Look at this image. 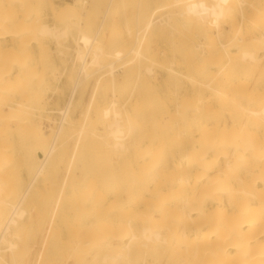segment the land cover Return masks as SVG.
<instances>
[{"label":"bare ground","instance_id":"obj_1","mask_svg":"<svg viewBox=\"0 0 264 264\" xmlns=\"http://www.w3.org/2000/svg\"><path fill=\"white\" fill-rule=\"evenodd\" d=\"M2 1L0 0V2ZM16 1L17 3H21V12L23 13L21 14L23 17L21 19H16L17 16H12L14 14L16 15V12L13 14L10 12L11 14H9L8 12L12 6L7 8V11L0 7V35L5 33L7 36L12 37L18 42L17 50L19 52L21 51V56H19L20 58L23 57L22 54L29 53V47L32 45H29L30 42H37V44H39V41L37 40L40 38H54L58 43L56 53H58L59 56L64 55V50L62 48L63 45L61 42L68 39V37L73 34L71 27H74L75 25H77L78 28L79 26L83 27L84 30L86 28V33H88L87 31L89 28H94V32L91 34L92 36L90 35V40H87L89 43H86L87 46L85 49L80 46L81 43L78 44L76 48H73L70 57H74L77 62L75 71L76 76L74 82L71 80L73 84L67 89L63 98L64 101L58 107H44L45 105L43 103V99L41 98L42 95L40 96L39 92H37L39 89L36 91V88L33 86V83L36 81H38L37 83H39V87L42 83H44V79L41 76H39L41 77L39 78L37 73H32V67L35 69V65L30 66L31 68L29 69V66H26L27 62H22L23 60H16V58L14 59L15 55H13V59L16 60V62L13 60L8 62L6 57H3V60L0 58L3 64L6 63L4 61H7V64L10 63L11 65L16 63L18 66L17 61H19V63L22 62L19 64V70L17 73L12 72L10 69H2L3 64L0 66V264L3 263L6 257H4V255H6L4 252L9 251L14 257L18 253L23 224L27 219L30 221L32 218V211L29 210L30 208L27 209L25 207V202L28 199L30 192L32 193V188L38 178L41 176L44 177L48 174L47 172H49V169L56 164L59 160L58 158H60L61 155L63 156L64 152L67 153L66 149H69L68 142L70 140L74 138V143H71L73 145L72 148L78 147L80 143H83L84 145V142H88L87 146H90L91 149L94 148L98 140L101 147L102 144H104L103 146L107 149L118 152L120 157H122L121 155H125V152L130 151L133 145L137 146L136 135L141 132V127L138 126V122L136 120V117L138 116H136V109L133 111L134 114L129 113V98L121 103L117 97H113L110 100V104L108 103L104 106H101L97 99L94 101L89 100L85 106L83 105V108H80L81 110L79 109L80 112L78 115L73 113H75L74 110H78L76 108L79 106L76 107V105L82 99L83 93H85L81 91V87L91 76L95 79V74H100L102 70L105 71L110 69V73L107 72V75L109 76L107 78H109V80L105 81H110V83L115 84L118 82L117 78L119 76L117 77V75H122L120 72L124 71L123 69H129V66L127 65L128 63H126L128 61L126 59L130 58L131 60V56L134 54H136L135 59H137L138 62H141L142 59H147V56L144 55L145 52L144 54L141 53L144 43L142 42V46L139 44L141 43L140 41H142L139 35L141 33L139 29L140 33L137 31L135 43L140 46L139 50L141 51L137 49L136 45V47L134 46L129 50V56L123 55L124 62L126 61L125 63L127 65L126 67L122 65L123 69L122 67L118 69L116 68L118 66L116 64H120L122 60L120 56L119 59L114 58L109 60L110 62L107 60V63H104L107 58H105L106 51L104 50V47H106L105 45L108 43H104V45L103 41L106 36L100 37V35L105 24H107L106 21L111 8L113 9L114 7L112 5L113 2H116L114 0H109L107 8L105 9L97 27L94 26L95 23L91 24V13L87 7L88 1L90 0L66 2L60 7L55 6L56 4H54L52 0H15V2ZM166 1H171L168 4L169 6L170 3L172 4L173 2L172 5L174 6V9L171 5L172 10H170L171 8L169 10L172 12L170 13L169 11V13H167L169 19L165 17V15V18L159 19L158 24L160 27H162L161 25H170L169 20L174 16H183L190 19L189 22L188 20H185L189 24L193 18V21L194 19L196 21L194 26H197L198 24L197 27L200 29L204 41L195 43L192 40L194 38L192 35L191 37L189 34H184L187 39L184 41V46L188 56V73H182V76L186 80L191 81L194 84V87L199 91L204 88L209 89L211 98L205 101L206 98L198 97V103H194L190 106H188L189 104H187L186 101L182 100L178 103L176 112L172 114V118L175 116V120H172V122L169 121V123L167 117L164 116L161 118L163 119L162 123H169V130L171 131L179 125L178 123H180V121L177 122L179 119L184 122L191 116L199 117L197 116L198 112L202 111L199 110V108L202 107L205 109V111L203 110L205 116L208 115L209 117L214 113V111H217L210 107V105L212 103L214 105V103L217 102L220 106L218 109H220L221 112L225 111L232 119L233 124H231L232 127H229L227 124L222 128L220 127V124V126L209 127L208 125H203L202 118V122L200 121L201 124H198L199 126L197 125V127H199L197 130L199 131V137L195 143V153H192V155L185 154L183 156L188 158V164L184 167L185 169H181L180 172L176 171L179 173H177V175H175V171V174L172 176L170 175L172 173L168 174L171 178H168L169 182L164 185V189L167 191V195L165 196L172 197V200L169 201V199L168 201L171 203L177 199V202L178 200L179 202L177 203L175 201L176 204L171 208L164 207L166 208L165 211L162 210L163 208L160 210L152 207L151 212L146 215L148 219L145 218L147 221H144V223L139 222V220H141L140 218L139 220H132L134 218H131L126 221L125 225H123L124 223L121 225L120 222L118 227H116L114 224L109 225L107 223V226V224L104 223V226L103 224H100L97 230H94L96 232L88 231V235L91 233V237L95 235L93 233H96V235L93 237L94 240L90 241L87 239V241L89 240L87 243L88 246L81 251L82 263H80L83 264L91 257L93 258L91 261H98L102 264H155L156 262L162 261L159 256L163 254L166 249L172 250L176 245H180L185 253H183L181 258V264H264V204H261L262 211L260 215H254L253 205L250 202L244 203L243 201H237L241 194H245L246 197H256L260 200L264 198V0H228L227 2H224L223 0ZM15 2L12 1V4ZM47 3L52 9L51 13L54 20L52 24L48 23V20H45V18H42L41 16H34L36 11L39 9V6ZM116 10L118 11V9ZM116 10L114 12H116ZM224 11L229 13L232 17L239 14L240 19L237 20V18H234L228 31H224L221 28L212 30L213 26L211 21L213 20L214 22L216 21L217 23H220L222 21ZM75 16L77 18H73ZM183 24L184 26L189 25L186 23ZM90 26L94 27L91 28ZM114 26L116 27V25ZM170 26L173 28V25ZM79 29L76 30L79 32L81 31ZM116 31H118V29ZM118 32L121 33L120 30ZM116 33L115 31H112L109 34V38H107L111 45H115V41H119L118 43L122 42L121 40H117L120 35ZM192 34L196 35L198 33ZM88 35L85 36L87 37ZM1 38L3 37H0V40ZM83 40L85 41L86 38ZM191 41L195 44L190 45ZM191 46H194L196 51L199 50V52H195V49ZM115 48L118 49L117 46H115ZM2 49L0 48V50ZM2 51L0 52L2 53ZM13 52L11 51V55ZM1 53L0 55L4 54ZM14 53H17V51ZM43 53L45 54L46 52L43 50ZM222 53L227 56V61L224 64L221 61V55H223ZM191 54H194L195 56L191 57ZM63 57L64 56H62V58ZM102 57L105 59L104 62H101V59L103 60ZM10 58H12V56ZM46 58L43 57L45 60L49 59ZM93 59L98 61L100 66L98 69L94 71L90 70L89 72L88 64H93L91 63ZM132 59V63L137 62L134 57ZM45 63H47V61ZM45 63L43 65H45ZM7 64H5V66ZM132 65H130V67ZM6 68L9 67L6 66ZM192 69L195 71V75L192 74L193 72H190ZM240 69L245 71L243 73L244 77L241 79L243 82L237 78L240 75L237 70ZM145 71L147 73H152V67L148 66ZM246 72L253 73L252 78H250L248 82L253 79L254 87L247 85L248 78L246 75L248 74ZM42 74L43 73H41V75ZM101 76H104V74L101 73ZM100 78V82L98 81L97 87L99 83L103 82V79L101 81ZM239 86H244V88H237ZM213 99L216 100V102H213ZM82 104L83 103L81 102L79 105ZM136 107L137 105L135 108ZM139 111H141V109ZM238 117L243 120L241 122L240 130H237L238 132L236 131L239 133V136L233 134V136H223L224 132H233V128L235 129V119ZM45 118L56 123L55 126L51 128L53 131L51 141L49 140V135L45 133L43 128V120ZM172 118L169 117V119ZM176 118L179 119L177 120ZM226 118H228V116ZM156 122L158 124L155 128L153 127V129L159 132L158 129L160 122H158V120H156ZM173 123L176 124V126L174 125L173 127ZM249 123L254 124L255 126L252 127H255L257 130L255 131L252 127H248L247 124ZM155 124L152 123L151 125L153 126ZM228 128L229 130L232 128V131H228ZM180 130L181 129L179 128L177 133H186L185 130L182 132ZM233 133H235V130ZM249 134L256 135L257 137H251ZM10 135H15L18 139L23 140V153L19 161H22L25 167L34 166V169L36 168L28 186L25 188L23 193L21 192L22 194L18 198L15 195L11 181L15 176V171L21 164L18 163L19 161L13 154V144L9 138ZM130 141L132 142L131 145L129 144ZM165 143L166 142H164V145ZM152 145L156 144L152 143ZM162 146L163 144H161V146L159 145V147ZM80 147L82 146L80 145ZM153 147L155 149V146ZM151 148L152 147H148L149 151ZM155 156L157 155L155 154ZM120 157L117 158L120 159ZM152 157L147 153L144 157L145 162L148 163L150 160L152 161ZM79 159L81 160V158ZM153 161L151 163H153ZM156 163L152 165L155 166ZM74 165H72L73 168ZM76 169L78 168L76 167ZM150 169L151 171L152 169L154 171V168L151 167ZM107 171L108 170H106V172ZM129 171L130 170H128V172ZM74 172L76 173L75 169ZM74 172L72 171L73 174H75ZM155 172L154 176H156L155 174L157 173ZM151 173L152 175L148 177L149 174H147V177L152 181L155 177H153V172ZM115 177H117V175H115ZM151 177L153 179H151ZM130 178L129 181H133L130 180ZM235 183L242 184L243 186L236 188L234 187L236 186ZM133 184L135 185V182ZM180 185L191 186L192 191H188L190 194L182 195V192L181 195H177L176 190L179 189L177 187ZM139 187L140 185L137 186V188ZM158 187L156 186V188ZM208 187H216V191H218L221 195L218 200L213 196H206L209 193H203L202 190ZM160 189L161 188H158L159 192H163ZM153 190H150L148 187V190L143 193V196L151 197V199H157L161 193L158 194V190ZM126 191L129 193L128 195L131 194L130 191ZM209 199H211L210 202H207ZM166 210H169L170 212V220L165 218ZM157 215H160L161 218H165L169 221L167 224H164L162 228L155 226L157 223V219L155 220V217ZM212 215L217 217L218 222L216 226H212L209 221H207L206 217ZM109 226H112V231L107 230L109 229ZM123 229H126V232H123ZM86 235H84V237ZM146 248L148 249L147 253L150 251L152 254V259L151 261H146L145 257L141 262L139 261L140 259L138 255L142 252L141 250H146ZM159 249L161 251H159ZM150 253L148 254L150 255ZM76 255L78 256V254Z\"/></svg>","mask_w":264,"mask_h":264},{"label":"rangeland","instance_id":"obj_2","mask_svg":"<svg viewBox=\"0 0 264 264\" xmlns=\"http://www.w3.org/2000/svg\"><path fill=\"white\" fill-rule=\"evenodd\" d=\"M12 1L15 2V0H10V1L3 0L2 2H0V7L6 10L7 8H10L12 6L10 10L8 9L9 10L8 13L11 14L10 12H12L13 14L16 12L17 14L16 15L14 14L12 16L14 17L17 16L16 19H19V18L21 19L23 17L22 15L23 13L21 12V3H17L16 1L15 3L12 4ZM52 1L54 2V4H56L55 6L57 7L62 6L66 2H77V0H52ZM91 1H93L94 3ZM114 1H116V2H113L112 4L114 6L113 7L114 10L111 8L110 14L106 21L107 24H105L104 29L100 35V37L106 36L104 38L103 44L108 43L107 45L104 44L106 46L104 47V50L106 51L105 58L106 57L107 58L105 60L103 56L102 57L103 60L101 58L100 59H101V62L102 61L104 62L105 60L104 63H107V60L109 61L114 58L119 59V56H120L122 60L120 64L119 63L116 64L118 65L116 68L118 69V68H121L122 65L124 67L128 65L129 69H123L122 67V69L126 71L120 72L122 73V75L121 74L117 75V77L119 76L117 78L118 82H116L115 84L110 83V81H108L109 83L106 82L107 80H109V78H107L109 77L107 75V72L110 73V69H107L105 71L102 70L103 72L101 71L100 74L98 73L99 76L103 78H100L98 74L94 75L95 79L93 76H91L89 80L85 84H83L81 87L82 89L81 91L85 93H83L82 99L76 105V107L79 106L78 108H76L78 110H74L75 113L73 114L78 115V113L81 110L80 108H83L85 104L89 102V100L94 101L97 99L99 104L101 106H104L108 103L110 104V100L113 97H117L119 102L121 103L124 102L127 98H129V101H128L129 113L134 114L133 111L134 109H136L135 110L136 116L138 115L136 117V120L138 122V126L141 127L140 128L141 132L137 133L140 136L136 135L137 146L133 145L130 151L125 152V155H121L122 157H120L118 152L113 151L111 149H107L106 147L103 146L104 144H102V147H101V144L98 140L96 142L98 145L94 142L96 144L93 148L94 150L91 149L90 146L89 147L87 146L88 142H84V145L83 143L82 144L80 143L82 147H80L79 145L78 147L72 148L73 146L72 144L74 143V138L72 140H70L71 139L70 138L69 139L70 141L68 142L69 149L68 148L66 149L67 153L64 152V155L60 156V158L62 159L58 158L59 160L56 162L54 166H52L51 169H49V172H47L48 174L44 176L45 178L41 176L35 182L32 188V193L30 192L28 199H27L28 201L26 200L25 202L26 204L25 207L27 209L30 208L29 210L32 211L31 213L32 218L30 221L27 219L26 222L23 224V229L21 231V241L19 240L20 241L19 251L15 257L12 256L9 251L4 252V254H6L4 255V257L5 256L6 257L2 264H75V263L81 264L82 263L81 261L82 252L81 251L84 248H87L88 246L87 243L89 242V240L90 241L94 240L93 237L96 235V233H93L95 235L91 237V233L90 235L88 234L90 231L96 232L94 230H97L100 224H103L104 226L105 225L104 223L106 224L108 223L109 225L114 224L116 225V227H118L120 222H121L120 223L121 225L123 223H124L123 225H125L126 221L130 220L131 218H134L132 220H136V219L139 220L140 218L141 220H139V222L144 223V221L145 222L147 221L145 219L147 218L146 215L151 212L152 207L158 208L160 210L163 208L162 210L165 211L166 208L164 207L171 208L172 206L176 204L177 199H175L174 201L170 203L169 201L172 200V197L165 196L167 195L166 194L167 191H165L164 185L165 183L169 182L168 178H171L173 174L176 173L175 175H177V173L180 172L181 169L182 170L185 169L184 167L188 164V158H185L183 156L185 154L192 155V153L193 154L195 153L194 151L195 145H196L195 143H196L197 138L199 137V131H197L199 127H197V125L201 124L202 118H203V122H202L203 125H208L209 127L221 125L220 127L222 128L226 124L229 125V127H232L231 124H233V122L230 116L226 114L225 111L221 112V110L218 109L220 106L218 105L216 100L213 99L214 100L213 102H216V103H214V105L212 103L210 107H212L214 110H217V111L215 112L213 110L214 113L212 112L213 113L212 115H210L209 117L208 115L205 116V113L203 112V110L205 111L204 107L199 108V110H202L198 112L197 116L199 117L191 116L189 117L188 120L184 122L180 120L179 118H176L177 120L179 119L177 122L180 121V123H178L179 125L175 121L178 126H176V124L174 123L172 125L173 127L174 125L176 126L175 127L176 130L175 128H173L171 131L169 130L170 128L169 121L172 122V120H175V116L174 118H172L173 117L172 114L176 112V109H177L176 107L179 102L184 100L187 102V104H189L188 106H190V105H193L194 103H198V100H197L198 97L206 98L205 101L211 98V93L209 89L204 88L203 90L199 91L197 90V88L194 87V84L191 81L186 80L182 76V73H188V68H187L188 56H187V53L185 51L186 49L184 46V41L187 39L184 34H189V36L192 35L194 37L192 40L195 43H198V42L204 41L201 31L197 27L198 24L197 26H194V23H196L195 19L193 21V18H192V21L190 22L191 23L193 22V23L189 24L188 22L190 19L185 18L183 16H179V17L174 16L170 18L169 20L170 23L169 22L168 23L170 25H173V28H171V26L168 24L164 26L161 25L162 27H160V25L158 24L159 19L165 18V17L168 18L167 13H169V11L172 10L173 2L172 4L170 3V6L172 5L171 7L168 5L169 2L171 1L169 2L166 0H114ZM223 1L227 2L228 0H223ZM108 2L109 0H90L88 1L87 7L91 13V24L95 23L94 26L96 27L98 26V24L100 23V19L104 14L105 9L107 8ZM8 3L9 4L11 3V4L9 5ZM116 9H118V11ZM173 9H174V6H173ZM115 10L116 12H114ZM51 12H52L51 6L48 3L42 4L41 6H39V9L36 11L34 16H41L42 18H45V20H48V23L52 24L54 20L52 18ZM137 12L140 14H138ZM171 12L172 11H170V13ZM73 18H77V17L75 16ZM234 18L235 19L237 18V20H239L240 19L239 14L235 15V17H232L230 16L229 13H226L224 11V15L220 23H217L216 21L214 22L213 20L211 21L212 26H213L212 30L221 28L224 31H228L229 27L232 25V20ZM185 20H188V22ZM111 22L113 23V25ZM183 23L189 24L190 26L189 25L184 26ZM114 25H116V27ZM79 28L77 25H75L74 27H71L73 34H71L68 37V39L64 41L61 40L62 41L61 43L63 45L62 48L64 50V55H60L61 57L59 56L58 53H56V50H57L56 48H58V43L55 41L54 38H40L37 40L39 41L38 42L39 44H37V42L36 43L30 42L29 45L31 44L32 45L31 47H29V50H28L29 53L27 52L28 54H25V53L22 54L23 57L20 58L19 56H21V51L19 52L17 50L18 42L15 41L12 37L7 36V34L5 33H3L4 35L3 34L0 35V37H3L0 40V46H1L0 48L1 49L3 48L2 49L3 51L2 50L0 51L4 53L2 54L0 52L2 54L0 55V58L3 60V57H6L8 60L7 59H4V60H7L8 62L10 60H13L14 62H16V60H19V61L23 60L22 62H27L26 66L28 65L29 69L31 68L30 66L35 65V69H33L32 67V73L34 74L37 73L38 77L41 76L44 79V83H42V85L40 86L42 88L38 86L39 85V83H37L38 81L33 83L34 84L33 86L34 88H36V91L39 89V91L37 92H39L40 96L42 95L41 98L43 99V103L45 105L44 107L48 106L49 108V107L60 106V104H62L64 101L63 98H64V95L67 89L74 82V79L76 76L75 71H76L77 62L74 57H73L74 59L70 57L72 54L73 48H76V46H78V44L81 43L80 46L85 49L87 46L86 43H89L87 40H90V37L92 36L91 34H93L94 32V28L93 29L89 28L91 31L88 29L87 31L89 33L88 35V33H86V28L85 30L83 27L79 26ZM197 28L199 29V31ZM76 29H79L81 31L78 32ZM117 29L118 31L120 30L122 34L116 31ZM112 31H115V33L117 32L116 34L120 35V36L117 35L119 38L117 40H121L122 41V42L120 41L121 43H118L119 41H115L116 42L115 45L114 44L111 45V43L108 42L107 38H109V34ZM137 31H139L138 33H140L139 35H140V38L142 39V41H140L141 43H139L140 46H142V42L144 43V46H143L144 49L141 47L142 48L141 53L144 54L145 52L144 55L147 56V59H144V60L142 59L141 62H138L137 59H135L136 54H134L133 56H131V60L129 57H126L129 59L125 58L128 61V62L125 61L126 63H128L126 65L123 58L126 55L129 56L130 55L129 50L132 49L134 46L136 47L137 44L135 43V37L137 35ZM192 33H198V34L193 35ZM84 34L88 36L86 37ZM82 37L83 39L86 38V40L84 41ZM80 38L82 41L80 40ZM76 39H77V42H76ZM191 42H190V45L195 44L194 42L192 43ZM115 46H117L118 49H116ZM140 46L137 45L138 50L140 49ZM65 47L66 48L68 47V48L66 49ZM191 47L195 49L194 46H191ZM109 48H112V49H109ZM10 50L12 52L15 50L14 52L17 51V53L13 52L11 55ZM43 50L44 52H46L45 54L47 55L43 53ZM197 51L199 52V50ZM197 51L195 49V52ZM42 54L45 56H43ZM222 54L224 56L221 55V57L223 58V59L221 58V61L224 64L227 61V58H226L227 56L224 53ZM13 55H15L14 59L16 58V60L13 59ZM191 55H192L191 57L195 56L194 54H191ZM11 56L12 58H10ZM62 56L64 57L62 58ZM43 57L45 58L47 57L49 59L46 58L47 60H45L43 59ZM133 57L137 61L136 63L131 62L133 61L132 59ZM2 60H0L1 62L0 66H2L3 64ZM7 61H4L6 62L5 64L8 63ZM19 61H17L18 66L16 63L15 64L13 63L11 65L9 63L6 65L9 68H6L5 64H3L2 69L3 68H5V70L10 69L12 72L17 73L19 70V64L22 63V62L19 63ZM46 61L47 63H45ZM129 61L131 62L130 65L133 64L131 67L129 65L130 63ZM42 62H44L45 65H43L44 63ZM91 63L93 64H90V65L88 64L89 72L90 70L94 71L98 69L100 66V63L98 64V61H95L94 59L91 61ZM148 66L152 67V73H147L145 71ZM237 71L240 74L237 78L238 80H241L244 77L243 73L245 71L242 69L237 70ZM190 72L191 73L193 72L192 74L195 75V71L193 69ZM41 73L43 74L41 75ZM101 73L104 74V76H101ZM246 73L248 74L246 75L248 78L247 79V82H248V80L252 78L253 73L251 72H246ZM70 75H71V78H70ZM98 77L100 78L101 81L103 79V82L99 83L97 87V83L99 81ZM93 79L94 81L96 80L97 82L96 81L94 82ZM71 80L73 82H71ZM250 81L249 82L252 84L248 82L247 85L254 87L253 79ZM241 82L243 81L241 80ZM237 88L239 89L244 88V86L243 87L239 86ZM44 100L47 102H45ZM81 102L83 104L79 105L81 104ZM136 105L137 107L135 108ZM140 109L141 111H139ZM164 116L167 117L169 123H162L163 119L161 118H163ZM227 116L228 118H226ZM169 117L172 119H169ZM156 120L160 122L159 129H158L159 132L153 129V127L155 128V126L158 124ZM43 121H44L43 122L44 131L45 133L49 135L50 137L49 140L51 141L52 136H53V131L51 130V128L55 126V123L51 120L50 121L47 120L46 118ZM242 121H243L242 118L240 117L236 118L235 124H234L235 126L233 125L235 127V129L233 128V132L235 130V133L224 132L223 136L224 135L226 136L236 135L237 136L239 134L237 132L240 130ZM196 122H199V123H196ZM152 123L154 124L156 123V124L152 126L151 125ZM247 126L252 127L255 125L249 123L247 124ZM179 128L181 129L180 130L181 132L185 130L186 133L185 134L177 133ZM252 128L255 131L257 130L255 127H252ZM230 130L232 131V128H230ZM230 130L228 128V131ZM249 135L251 137H257L256 135H252V134H249ZM9 138L11 139V142L13 144L12 145L13 147L12 150L14 151L13 154L15 158L19 161L23 153V147H22L23 140L18 139V137L15 135H10ZM18 140H20L21 142ZM16 141L18 142V144ZM164 142H166L165 145H164ZM152 143H155L156 145H152ZM129 144L131 145L132 142L130 141ZM161 144H163V146L159 147V145L161 146ZM153 146H155V149ZM148 147H152L150 151ZM146 148L148 149V151ZM147 153L151 157L153 155L155 156V154L157 155L155 156V158L157 157L156 159L154 158V156L152 157V161L154 160L153 163H151L152 162L151 160L148 163L145 162L144 157L145 155H147ZM95 157L98 159H96ZM117 157L118 158L120 157V159H118ZM79 158H81V160ZM107 161H109L110 163ZM154 162L156 163L155 165L156 167L152 165V164H155ZM18 163L21 165L19 168L17 167L18 169L15 171V176L11 181L17 198L21 196L25 188L28 186L29 181L32 179L34 172L36 170V168L34 169V166L25 167L22 161L21 162L19 161ZM73 163L76 165H74ZM71 164L74 165V168L72 167ZM66 167H69L71 169L66 168ZM76 167L78 169H76ZM151 167L154 168V171L153 169L151 171L150 169ZM155 168L157 171L155 170ZM74 169L76 170V173L74 172ZM169 169H172V170H169ZM71 170L75 174H73ZM106 170L108 171L106 172ZM128 170L130 171L128 172ZM149 170L153 172V177H155L154 179L155 181L154 180L151 181L150 178H148L152 175V173ZM154 172L156 173L155 174L156 176H154ZM147 174H149L148 177H147ZM168 174H170L171 176L169 177ZM115 175H117V177H115ZM133 176L135 179L133 178ZM129 178L130 180H133V181H129ZM151 179L153 178L151 177ZM134 182H135V185L133 184ZM235 184L236 186L234 187L236 188L243 186L242 184H238V183H235ZM138 185H140L139 188H137ZM133 186H135L137 189ZM147 186L150 188V190L154 189L153 191L158 190V188H161L160 190L163 192H159L158 190V194L161 193L163 196L160 194V196H158L157 199H154V198L151 199V197L143 196V193L146 192V190H148ZM156 186L157 187L159 186V187L156 188ZM180 186L177 187L179 189L176 188L177 195H181L182 192H183L182 195H186V194L188 195L192 191L191 186H188V185H183L185 187H183L182 185ZM126 190L130 191L131 194L128 195L129 193ZM134 190H137V191H134ZM202 191L204 194L209 193L206 196H209V195L211 197L213 196L217 200L221 196L220 193L216 191V187L215 188L214 187L204 188ZM210 200L211 199L207 200V202H210ZM237 201L238 202L243 201L244 203L250 202L253 205L254 215H260L262 211L261 204H264V198L260 200L259 198L252 197V196L246 197L245 194H241V196H239ZM97 218L99 219V222ZM165 218L170 220L169 210H166ZM165 218H161L160 215H157L155 217V220L157 219L156 220L157 225L155 224V226L157 227L159 226V228L160 227L162 228L164 224H167L169 222ZM206 218H207V221H209V223L212 226L217 225L218 221L215 215L207 216ZM142 219H145V220H142ZM111 228L112 226H109V229L107 230L112 231ZM123 230H124L123 232H126V229H123ZM84 235L86 236L84 237ZM87 239L89 240L87 241ZM144 250L145 249L141 250L142 252H140V254L138 255L140 259L139 261L142 262L143 261L142 259L145 257H146L145 259L146 261H151L152 254L150 253V251H148L150 255L147 253V250H148L147 248L145 250L146 252ZM159 251L161 250L159 249ZM183 253H184L183 248L180 245H176L175 248H173L172 250L166 249V251H164V253L159 256L162 261L156 262L155 264H181V258L183 256ZM76 254H78V256ZM88 260L91 261L93 260V258L90 257L88 258ZM88 260L85 261L86 263L84 262L83 264H87V263L88 264L89 263L90 264H102L98 261L90 262Z\"/></svg>","mask_w":264,"mask_h":264},{"label":"built area","instance_id":"obj_3","mask_svg":"<svg viewBox=\"0 0 264 264\" xmlns=\"http://www.w3.org/2000/svg\"><path fill=\"white\" fill-rule=\"evenodd\" d=\"M56 124V123H55Z\"/></svg>","mask_w":264,"mask_h":264}]
</instances>
